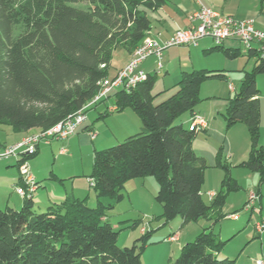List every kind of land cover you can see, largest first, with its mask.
Instances as JSON below:
<instances>
[{
    "label": "trees",
    "instance_id": "obj_1",
    "mask_svg": "<svg viewBox=\"0 0 264 264\" xmlns=\"http://www.w3.org/2000/svg\"><path fill=\"white\" fill-rule=\"evenodd\" d=\"M165 3L0 0V123L19 132L48 129L82 108L109 76L115 50L123 47L133 53L151 29L150 12ZM212 50L232 58L241 54L240 48L223 44ZM246 55H257V60L230 96L224 116L227 127H248L251 152L242 166L258 173L260 189L264 144L257 77L264 74V56L255 47ZM146 73L130 90L119 89L114 95L117 112L133 109L142 125L123 141L94 149L90 186L97 194L96 204L90 205L89 195L65 196L37 208L34 193H29L19 207L0 205V264H144L142 254L153 230L141 232L131 246L120 247V226L111 222L109 212L122 200L126 182L146 175L157 179L156 200L162 204L164 224L178 216L180 227L201 218L212 220L168 264H236L234 258L220 257L225 242L213 225L224 217L228 194L240 184L225 165L220 189L205 202L202 187L208 164L194 149L200 130L183 122L185 114L197 113L201 84L227 74L223 69L183 70L175 90L165 93L154 92L156 70ZM105 114L107 110L99 116Z\"/></svg>",
    "mask_w": 264,
    "mask_h": 264
},
{
    "label": "rangeland",
    "instance_id": "obj_2",
    "mask_svg": "<svg viewBox=\"0 0 264 264\" xmlns=\"http://www.w3.org/2000/svg\"><path fill=\"white\" fill-rule=\"evenodd\" d=\"M202 1L225 15H233L238 18H245V13L249 9L254 7L261 9L264 5L262 0ZM231 40L240 47L241 54L228 59L223 53L212 51L209 55L212 57H206V59L209 61V58L214 56L213 61L215 62L212 63H216L217 66H211V64L210 66H202L208 62L199 61L198 56L194 57L192 55L193 60H190V57L172 60L163 53V69L161 72H156L154 92L165 91V93H168L174 91L181 78V72L193 69L191 64L199 65L198 68L209 67L213 69V67H219L218 69H223V62L228 59V62L231 63L230 66L234 67V69L227 71L229 78L214 77L205 80L201 84L200 97L202 99L201 103L207 105L215 97L221 100H229L231 94L230 82L239 89L245 71H251L257 60V55H246L245 45L241 41ZM116 50L119 57L122 52H125L123 47ZM216 54H219L217 56H220V58L215 57ZM148 63V70L155 72V58H151ZM188 64L190 66L186 67L185 65ZM257 81H259L261 87L262 124L260 143L264 144V74L258 75ZM114 99L110 97L88 110V117H92V121H94L91 130L96 131L98 134L95 141H92L88 131H83L68 140L69 142L73 139L69 143L71 150L69 154H60V146H54V149L42 146L37 155L26 159L32 169H35V171H37L36 168L38 170L45 169L50 176L42 180L46 183L45 188H40L37 193L35 192V207L38 208V205L43 202L41 201L42 197L45 199L47 187L53 185L66 189L69 194L72 193L73 195L68 194L70 197L84 198L89 195L90 205L96 204L97 194L88 182V177L93 169L94 149L106 148L123 141L130 133L138 132V129H134L139 126L138 124H142L138 114L129 107L120 112L116 111L105 116H99V112L108 109L107 104L112 105ZM218 109L220 112L217 113V117L220 119L219 121H222L220 127L225 138L221 146L214 150L213 156H207L208 167L205 174V183L202 187V195L206 203L211 202L209 192H217L220 189L226 165L230 170V175L238 181L240 186L238 189L229 192L222 210L224 217L213 225L214 232L225 242L219 255L220 257L229 256L236 259V264H257V260L264 259V229L259 232L256 225L264 217V182L261 184V188L258 189L260 185L258 173L249 171L242 166V162L249 158L251 152L248 127L243 123L227 127L224 116L226 112L225 105L221 103ZM130 130L133 132H128ZM78 135L83 136V138H75ZM23 137V132L14 130L10 125L0 123L1 144L6 142L7 145H13ZM219 157L220 165L217 164ZM17 158V156H11L0 159V203H2V207L8 201L10 204L20 201L15 192L16 190H12L14 186L11 185L12 181L17 180L21 174L17 165H8L9 162L11 164L17 163ZM54 173H57L59 177H54ZM22 184L23 182H18L15 186ZM73 186L74 190H71ZM157 190L158 182L154 175L132 178L126 182L123 189L124 196L116 209L109 212L111 222L116 226H120L118 237L120 247L131 246L141 232L147 229L153 230L151 242L142 254L144 264L171 263L179 255L183 245L193 241L204 228L212 224V220L201 218L180 227V216L172 222L164 224V219L160 217L163 211L162 204L156 200ZM257 190L259 191L257 192ZM251 192L257 194L258 200L256 201V209L247 211L245 208L247 204H251ZM233 213H239L240 218L235 220L227 217V215ZM170 227H173L171 232L178 230L174 233L178 236L177 240H179L180 235L179 242H175L177 240L173 239L170 240L174 242L158 239L164 231H169Z\"/></svg>",
    "mask_w": 264,
    "mask_h": 264
},
{
    "label": "built area",
    "instance_id": "obj_3",
    "mask_svg": "<svg viewBox=\"0 0 264 264\" xmlns=\"http://www.w3.org/2000/svg\"><path fill=\"white\" fill-rule=\"evenodd\" d=\"M198 9L188 16L189 24L174 32L163 42L152 37L145 36L142 42L135 48L128 62L120 68L114 77H106L101 80L100 88L96 94L80 109L70 114L65 120L48 129H33L28 131L24 137L13 145L0 143V159L4 157L17 156L19 162L20 179L22 185L15 186L16 193L21 197L29 193H34L37 188V180L33 174L30 163L26 159L39 151L42 144H50L53 140H67L69 137L77 134L88 120V109L104 102L111 96H114L119 89L130 90L140 80L146 77V70L143 63L151 56L156 57V72L163 69V51L167 48L188 45L196 46L204 38H211L215 45H222L226 40H239L245 45V51L250 48H257L260 54L264 56V28H258L255 25L254 18H238L233 15H225L212 6L207 5L202 0H196ZM234 89L232 83L229 84ZM109 112L117 111V105L108 106ZM191 128L195 127L202 130L207 126V119L199 113L192 115ZM96 131H90V136L94 138ZM62 151H67L65 147ZM91 186L94 185V179H88ZM215 192H209L211 199ZM258 196L251 192V204H247L245 210L252 211L256 209ZM249 201V202H250ZM258 209V208H257ZM232 219H239V213L227 215ZM259 232L264 229V217L258 222ZM144 231V229H142ZM169 239L177 240L176 233L171 234ZM257 264H264V259L257 260Z\"/></svg>",
    "mask_w": 264,
    "mask_h": 264
},
{
    "label": "crops",
    "instance_id": "obj_4",
    "mask_svg": "<svg viewBox=\"0 0 264 264\" xmlns=\"http://www.w3.org/2000/svg\"><path fill=\"white\" fill-rule=\"evenodd\" d=\"M262 1H264V0H262ZM198 7L199 6H198V3L196 0H166V3L158 11L150 12L149 16L151 19V29L146 36L152 37L156 40L163 42L164 40L169 38L171 35H173L174 32L177 31L178 29L186 27L189 24L188 16L192 12L197 10ZM244 17L245 18H254L255 25L258 28H264V5H262L261 9H258V7H254V8L249 9L247 11V13H245ZM223 45L226 48L233 49V50L235 48H240L236 43L232 42V40H226L223 43ZM214 46H215V43L211 38H204L196 46L181 45V46L171 47V48L165 49L163 51V53L166 54L167 58H170L172 60L176 59V58L181 59V58H188V57L191 58L190 60H193L192 59L193 56L194 57L198 56L199 58H197V59L199 61H201L203 63L208 62V63H204L205 65H202V66H210V64H211V66H217L216 63H212V62H215V61H213V59H215L214 56H213V58H209V61L206 59V57H212V56H209L210 52H212V51H218V53L221 52L228 59L232 58V57H229L228 55H226L224 53V51L212 50V48ZM116 51L117 50H115V52H114V57H113L112 64H111V67L109 70V77H114L115 74L117 73V71L120 68H122L128 62V60L131 57V53L128 52L126 49H124L125 52L124 53L122 52L120 57L118 56V53ZM217 55H219V54H216L215 57L220 58V56H217ZM239 55H237V56H239ZM153 57L154 56L149 57L143 63V68L146 71H149L148 70L149 69L148 68V66H149L148 62ZM154 58H155V64H156V57H154ZM203 59H204V61H203ZM228 59L225 60L223 62V65H222V66H224L223 72H225L226 74H227V71L234 69V67L230 66L231 63L228 62ZM185 66L186 67L190 66V64L185 65ZM191 67H193V69H196L199 67V65L191 64ZM204 68H209V67H204ZM218 68L213 67V69H218ZM226 77L229 78L227 75H226ZM257 82H258V85L260 87L259 81H257ZM230 83H232V82H230ZM237 89H238V87H236L235 85H234V89L230 88V91H231L230 96L233 95V92H235ZM260 90H261V87H260ZM111 97L114 98V96H111ZM260 100H261V95H260ZM228 102H229V100H221L218 97H215V98L211 99L210 104L207 105L204 103L202 104L200 102V104L196 108V112L199 114H202V116L207 119V126L204 129H202L199 132V134L197 135V137L195 138L194 149L199 155L204 156L206 159H207L208 155H210L212 157L214 150L216 148H218L219 146H221V144L224 141L225 136H223V130L220 127V124H222V121H219L220 119L217 117V113L220 112V110L218 109V106L221 105V103H222L225 105V107L227 109ZM114 103H115V99L113 101V104ZM109 105L110 104H107V107ZM106 110H104V111H106ZM101 112H103V111H100L99 115ZM115 112H109L107 110V114H105V115H108L110 113H115ZM105 115H103V116H105ZM191 117L192 116L189 113L184 115L183 122L185 125L190 124ZM93 122L94 121H92V117H88L87 122L84 124V126L81 128V130L77 134L82 133L83 131H88L90 134V131H94V130H91L93 128V125H94ZM216 124H218V125H216ZM125 125H126V123H125ZM138 125L141 127L142 124L141 125L138 124ZM138 125H136V126H138ZM139 126L136 127V129H134V130L139 129L140 128ZM128 132H133V131L130 130ZM26 133L27 132H23L24 135ZM77 134H75V135H77ZM75 135H73V136H75ZM97 135L94 138L91 137L92 141H95ZM73 136H71V137H73ZM71 137H69L66 141L57 139V140H53L50 144H42L39 148V151L41 150L42 146L50 147L52 149H54V146L55 147L60 146V148H59L60 154H69V153H71L69 143H71L73 139H71L69 142H68V140ZM79 137L80 136L78 135L75 138H79ZM80 138H83V136H81ZM4 144H6V142ZM63 147H65L67 149V151H65V152L62 151ZM39 151H38V153H39ZM8 165H17V164H16V162L13 164H11L9 162ZM17 167H18V165H17ZM0 168H1V166H0ZM18 170H19V168H18ZM31 170H32V172H34L35 178L38 182V186L35 190V192L37 193L40 190V188H45V186H46V183L42 180H44L45 178H49L50 176H49V174L46 173L45 169L38 170L36 168L37 171H35V169H32V167H31ZM53 176L57 177L58 174L54 173ZM89 178H90V176L88 177V179ZM18 182H20V176H18L17 180L12 181L11 186L12 187L14 186V188H12V190L13 189L15 190V185ZM72 182L74 184L73 179H72ZM46 190H47L46 191V197H45V199H44V197H42L41 201H43V202H41L39 204V206H41V207H46L47 205L52 204L53 202L61 201V199L63 197L68 196V194H69L68 191H66V189L61 188V187H57V185L47 187ZM71 190H74V186L72 187ZM35 192H34V195H35ZM70 194H72V193H70ZM17 195L20 198V201L18 203H12L13 204L12 205L8 201L3 206H5L6 204L12 205L14 207L21 206V204L23 203V198L19 194H17ZM35 200L36 199L34 198V202H35ZM0 205H2V203H0ZM170 228L171 229H169V231H167V232L164 231L162 236H160L158 239L159 240L162 239V241L174 242V241H171L169 239V236H171V234H173L174 232H176L178 230L171 232L173 230V227H170ZM179 241H180V235H179V240H177L175 242H179Z\"/></svg>",
    "mask_w": 264,
    "mask_h": 264
}]
</instances>
